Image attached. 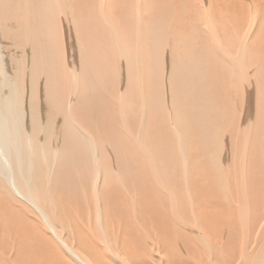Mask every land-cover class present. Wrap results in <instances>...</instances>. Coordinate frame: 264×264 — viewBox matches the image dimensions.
I'll return each mask as SVG.
<instances>
[{
    "label": "bare ground",
    "instance_id": "bare-ground-1",
    "mask_svg": "<svg viewBox=\"0 0 264 264\" xmlns=\"http://www.w3.org/2000/svg\"><path fill=\"white\" fill-rule=\"evenodd\" d=\"M0 136V264H264V0H0Z\"/></svg>",
    "mask_w": 264,
    "mask_h": 264
},
{
    "label": "rangeland",
    "instance_id": "rangeland-1",
    "mask_svg": "<svg viewBox=\"0 0 264 264\" xmlns=\"http://www.w3.org/2000/svg\"><path fill=\"white\" fill-rule=\"evenodd\" d=\"M0 139H2V137ZM10 150H12V149L8 145L6 146L5 143L0 140V154H1L0 155V160L5 162L4 165L6 166V170L8 172L10 171L11 174H12L14 172V169H13L14 168V163H12L13 162V160H12L13 157H12V154H11L12 151H10ZM4 157H5V159H4ZM6 158H7V160H6ZM9 166H10V168H9ZM8 172H7V176H9ZM191 231H192V233L194 235H200V233H199V231L197 229L192 228ZM165 255H166V253H164V252H161V255H156L157 258L155 259L156 260L155 263L158 264L160 261H165L167 263V261H166L167 257ZM171 255L173 256V257H171V259H173L171 261H174L175 264H203V263H201L200 259H198V258H193V259L187 258L189 256V253H187L186 250L185 251H179L178 250L177 254H175V255H173L172 253L169 254V256H171ZM237 261L240 263V260H237ZM100 262H103L102 258H100ZM205 262H206V260H204V264H206ZM169 263L170 262H168L167 264H169Z\"/></svg>",
    "mask_w": 264,
    "mask_h": 264
}]
</instances>
